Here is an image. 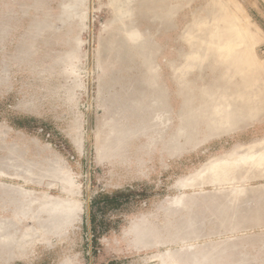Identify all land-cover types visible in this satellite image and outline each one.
Masks as SVG:
<instances>
[{
	"label": "rangeland",
	"instance_id": "374dc122",
	"mask_svg": "<svg viewBox=\"0 0 264 264\" xmlns=\"http://www.w3.org/2000/svg\"><path fill=\"white\" fill-rule=\"evenodd\" d=\"M0 264H264V0H0Z\"/></svg>",
	"mask_w": 264,
	"mask_h": 264
},
{
	"label": "trees",
	"instance_id": "16d2710c",
	"mask_svg": "<svg viewBox=\"0 0 264 264\" xmlns=\"http://www.w3.org/2000/svg\"><path fill=\"white\" fill-rule=\"evenodd\" d=\"M123 193H119L118 195L114 197H109V196H104L102 199H104L107 203H112L114 202L115 200H118L120 197H122Z\"/></svg>",
	"mask_w": 264,
	"mask_h": 264
}]
</instances>
